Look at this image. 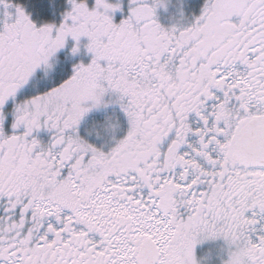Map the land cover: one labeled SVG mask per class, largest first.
Here are the masks:
<instances>
[{"label": "snow or ice", "instance_id": "1", "mask_svg": "<svg viewBox=\"0 0 264 264\" xmlns=\"http://www.w3.org/2000/svg\"><path fill=\"white\" fill-rule=\"evenodd\" d=\"M0 264H264V0H0Z\"/></svg>", "mask_w": 264, "mask_h": 264}]
</instances>
